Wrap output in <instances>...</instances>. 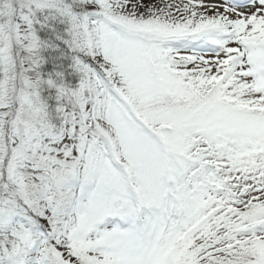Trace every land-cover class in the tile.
Here are the masks:
<instances>
[{"label": "snow or ice", "instance_id": "obj_1", "mask_svg": "<svg viewBox=\"0 0 264 264\" xmlns=\"http://www.w3.org/2000/svg\"><path fill=\"white\" fill-rule=\"evenodd\" d=\"M0 264H264V0H0Z\"/></svg>", "mask_w": 264, "mask_h": 264}]
</instances>
